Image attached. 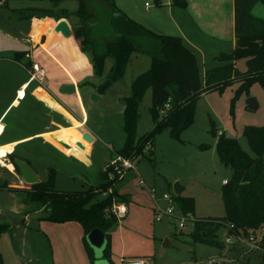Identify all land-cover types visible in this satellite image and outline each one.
I'll list each match as a JSON object with an SVG mask.
<instances>
[{
  "label": "rangeland",
  "instance_id": "1",
  "mask_svg": "<svg viewBox=\"0 0 264 264\" xmlns=\"http://www.w3.org/2000/svg\"><path fill=\"white\" fill-rule=\"evenodd\" d=\"M114 3L122 13L135 19V22L157 24L162 20L160 15L156 16L159 13L154 0H114ZM31 5L52 10L48 2L30 4L23 0H9L11 10L25 9ZM174 7L178 10V7ZM76 8V1H64L58 7L69 12H74ZM11 10L7 11L0 7V113L15 95L18 82L29 77L23 69L24 59L15 61L17 52L28 49L27 45L22 44V39L29 35L28 27H31L33 38L36 39L51 22L32 20L33 15L26 9L14 12ZM56 10L52 11L55 13ZM252 14L264 19V6L256 4ZM18 17L31 20L19 22ZM14 20H17V23ZM66 21L69 25H75L77 19L70 17ZM52 30L53 28L50 29L51 35ZM55 44L56 37L49 45L54 47ZM41 49L44 54L45 51L54 53L50 49ZM229 51L227 50V53ZM57 52H61L65 61L63 65L69 69L86 65L78 59L76 53L70 54L62 44ZM81 56L89 65L79 75V81L85 83L81 90L86 114L83 128L94 137L92 144L80 142L66 134L62 135V138L54 136L42 139L53 151H39L34 148L35 143L17 148L19 156L24 157L26 152L30 153L29 158L32 159L27 158L25 163L28 162L38 182L45 181L49 168H53L55 188L62 191H78L99 184L100 172L109 163L114 152L123 146L125 140L123 99L130 95L132 80L150 66L148 55L134 54L122 78L113 83L105 93L99 94L96 89L105 81V74L111 61L107 60L104 74L98 76L91 68L89 55L82 53ZM206 67H210L209 63ZM236 67L244 71L245 61H238ZM35 85L36 83H33L30 86L28 95L21 105L9 109L1 119L4 125L13 122L17 124L7 131L6 139L39 131L49 124L50 119L44 116L41 105L29 96ZM235 88V85H229L222 91H211L202 95L196 103L193 124L184 129L177 139L171 138L167 129L160 131L153 139L152 150L143 151L145 157L135 163L137 174L128 172L123 180L115 184L118 193L127 196L129 201L126 205L129 212L126 219L119 220L107 232L114 243V255L112 258L110 256L111 260L102 258V254L99 258V254L93 253V264H121L120 258L132 257H139L150 264L262 263L264 230L257 231L253 240L248 237L239 239L232 237L230 243L226 242L228 235L226 230H223L219 236L222 244L220 248L193 242L189 236L192 221H186L183 229L178 228L182 213L177 203L174 201V212L170 217L163 216L156 220V209L164 210L166 203L162 200H153L149 193V190H153L158 199L164 194L176 196L173 187L178 184L182 188L179 194L181 197L193 198L194 210L191 219L224 216L222 181H229L232 171L222 165L217 157L215 151L217 132L222 131L224 137L236 139L241 148L252 155L243 129L246 126L258 127L264 124V89L254 83L247 93H241L233 99ZM92 94L98 99L92 100ZM249 98L255 100V108L250 109L246 105ZM48 103L56 112L60 111L61 114L58 115L62 116L63 111L55 101L48 99ZM30 105L38 112L24 108ZM150 106L151 92L147 90L139 103L135 138L153 128ZM5 157V150L0 148V160ZM140 180L144 182L143 186L138 184ZM0 182H6L8 188L30 187L21 180L18 171L9 163L8 157L0 161ZM19 208L18 213L0 212V223L10 226L0 235V264H82L83 254L76 231L71 230L70 234L63 238L60 245L62 249L54 257V246L51 245L50 237L60 234L57 232L59 226L43 220L45 213L35 204L21 201ZM75 226L80 228L78 224Z\"/></svg>",
  "mask_w": 264,
  "mask_h": 264
},
{
  "label": "trees",
  "instance_id": "2",
  "mask_svg": "<svg viewBox=\"0 0 264 264\" xmlns=\"http://www.w3.org/2000/svg\"><path fill=\"white\" fill-rule=\"evenodd\" d=\"M27 1L48 2L52 10L57 9L64 1H76L77 8L74 12L66 9H58L55 13L50 9L26 10L37 18L77 19L76 24L71 25L72 36L79 42L81 52L89 55L94 73L102 76L107 60L111 61L105 81L96 89L99 94L105 93L113 83L122 78L134 54L149 56L148 70L132 80L130 95L123 99L125 140L115 153L125 158H144L146 143L151 142L153 147L155 135L162 130L167 129L170 137L177 139L184 129L193 124L196 103L208 92L222 91L226 86L235 85V99L239 94L247 93L254 83L264 89V19L252 14L256 4L264 6V0H233L234 48L230 53L215 56L219 65L206 70L203 75L195 54L184 45L180 37L158 34L145 28L122 13L114 0ZM154 3L160 5L159 0H154ZM171 4L186 7L185 0H171ZM41 36L46 41L50 38L48 25L36 42ZM24 55V52H17L15 61L22 60ZM76 55L86 63L83 56ZM240 60L245 61L244 71L236 67ZM24 67L29 70L31 64L25 61ZM147 90L151 92L149 111L153 128L135 138L138 107ZM165 105L168 107L164 108ZM160 111L162 112L159 113ZM243 135L252 155L244 151L236 139L226 138L224 134L217 138V157L222 165L232 171L231 179L222 186L221 191L224 216L192 218L189 236L193 242L220 248L222 244L219 236L223 230L229 236L241 238H249L257 231L264 230V124L244 127ZM7 157L17 171L14 158L26 161L16 153ZM110 172L111 168L107 164L100 172L97 186L78 191H62L55 188V170L49 168L47 179L29 188H8L6 182H0V193L9 191L16 194L23 203L37 205L45 213L42 219L50 223H78L83 230L84 242L89 232L100 230L105 236L102 258L110 261V237L107 232L118 222L110 209L113 204H125L129 201L126 195L115 189V184L121 180L117 176L110 179ZM172 197L183 215L193 216V198L180 195ZM9 227L8 224L0 223V235ZM86 249L93 263V252L87 243ZM261 264H264V259Z\"/></svg>",
  "mask_w": 264,
  "mask_h": 264
},
{
  "label": "crops",
  "instance_id": "3",
  "mask_svg": "<svg viewBox=\"0 0 264 264\" xmlns=\"http://www.w3.org/2000/svg\"><path fill=\"white\" fill-rule=\"evenodd\" d=\"M23 1L29 2L30 4L34 3L27 0ZM3 2L5 3L3 4ZM159 2L160 5H156L159 14L155 15L157 17H159L160 15L162 20H160V22L157 24L155 22L147 24L142 22L139 24L158 34L180 37L183 40L184 45L195 54L202 75L206 70L219 65V63L214 59L215 56L220 53H227V50H230V53L234 48L235 38L233 0H185L186 7H178V10H175V7L171 4V0H159ZM1 6H3L7 11L11 10V8L9 7V0H0V7ZM25 9L44 10L45 8H38L31 5L27 6ZM25 9H12L11 11H23ZM26 20H24V18L22 17H18L19 22H23ZM32 20L44 22L51 21L47 25L50 29H54V26L62 19L56 20L52 17H42L37 19V17L33 15ZM63 20L66 21V19ZM132 20L135 21V19L133 18ZM14 22L17 23V20H14ZM30 25L31 21L29 26ZM69 26L71 29V25ZM28 28L29 35L22 39V44L27 45L28 47V49L24 51L25 55L23 59L24 62L28 61L31 64V67L33 65H37L39 71L38 73H36L37 80H30V77H28L27 79H21L18 82V87L15 90V95L11 98L9 103L0 113V148H3L5 150L6 157L11 153L17 154V148L19 146L30 143H35L36 147L34 148L39 151H53V149L42 139H48L54 136L62 138V135L67 134L71 135L73 139H77L80 142L87 143V141L83 139V135L89 134L83 128L85 127L86 114L82 102L81 90L84 87L85 83L79 81V75L84 70H86L89 65L85 60L86 65L75 69H69L68 67L63 65L65 61L62 54H60L61 52H57L60 50L62 44V46L68 49L70 54L74 55L76 51L77 54L81 55L82 52L80 50L79 42L77 40H74V37L72 35L64 38L60 35V33L56 32H53L52 35L50 33V38L47 41L44 36H41V39L36 42L39 36L34 39L31 27ZM54 37H56V44L54 47H50L49 44ZM41 48L50 49L54 53L45 51L44 54ZM207 63H209L210 67H206ZM23 69L29 76L28 69H26L24 66ZM33 83H36V85L29 92V96L41 105L42 111H44V116L48 117L50 119V122L39 131L29 133L21 137L6 139L5 135L7 131L10 128H13V125L14 127H16L17 124L13 122L14 124L12 123L4 125L3 120L1 121V119L9 109L12 110L13 108L19 107L21 105L20 103L26 99L28 95L27 92ZM62 84L74 85L75 92L70 95L59 94L57 90L58 87ZM48 99L55 101V103L60 107L61 111H63V117L58 115L61 114L59 113L60 111L56 112L53 107H50ZM24 108L34 110V106L31 105L24 106ZM90 137L92 138V141L88 142V144H92L94 140L93 136L90 135ZM29 154L30 153L26 152L25 155H23L24 158L26 157V160L27 158H29ZM6 157L2 158L0 161H4ZM26 163L28 164V162ZM125 206L127 208L128 214L129 207L128 205H126V203ZM127 214L124 219L127 218ZM75 224L78 223L67 222L63 224H55L59 226L57 232H59L60 234L57 236L51 235L50 237V241L52 243L51 245L54 246V257L58 253V251L62 249H60V245H62L63 238L66 235L70 234L71 230H74L76 231L77 240L80 245L79 247L83 254L82 264H93L91 263V260L88 256L86 242H84L83 230L79 224L78 225L80 228H76ZM111 238L110 256L112 258V255H114V243L113 238ZM133 258L139 257H132L129 259ZM121 260H123V258H120L119 262H121Z\"/></svg>",
  "mask_w": 264,
  "mask_h": 264
},
{
  "label": "water",
  "instance_id": "4",
  "mask_svg": "<svg viewBox=\"0 0 264 264\" xmlns=\"http://www.w3.org/2000/svg\"><path fill=\"white\" fill-rule=\"evenodd\" d=\"M54 31L56 33H60V35L64 38H67L72 35L70 26L65 20H60L55 26ZM58 93L62 95H70L75 92V86L72 84H62L58 87ZM92 100H97L98 97L94 94L91 95ZM246 105L248 108L252 109L256 107L255 100L252 98H249L246 101ZM83 139L87 142H91L92 138L89 134H84ZM14 164L18 168L19 175L21 177V180L27 184V185H33L36 184L37 177L30 168V166L25 163L23 160L19 158H14L13 160ZM174 194L179 195L181 193V187L178 184H175L173 187ZM21 199L14 193L9 191H4L0 193V212H12V213H18L20 211L19 205H20ZM86 243L91 248L94 254L100 255L103 252L104 245H105V236L104 234L98 230H92L89 232L86 236ZM102 256V255H101Z\"/></svg>",
  "mask_w": 264,
  "mask_h": 264
},
{
  "label": "built area",
  "instance_id": "5",
  "mask_svg": "<svg viewBox=\"0 0 264 264\" xmlns=\"http://www.w3.org/2000/svg\"><path fill=\"white\" fill-rule=\"evenodd\" d=\"M38 67L37 65H33L31 67V69L28 70V74L30 77V80H37L36 78V73H38ZM168 105H165L164 108H167ZM162 111H160L159 113H161ZM223 135L222 131H218L217 132V136ZM152 150V144L151 142H147L144 148V151H151ZM137 159H130V158H125L123 156H120L118 154H116L114 152V155L112 156V158L110 159L108 165L111 168V172L109 173V178H113L114 176H117L118 179L123 180L128 172H131L133 174H137V170H136V163ZM139 185L143 186L144 182L142 180H140L138 182ZM222 184H226V181H223ZM150 193V197L153 200H162L166 203V208L164 210H161L159 208L156 209L155 211V219L156 220H160L163 216H168L170 217L171 214H173L174 212V199L171 196H168L166 194H164L160 199L156 198L154 191L153 190H149ZM111 214H113L116 219L122 220L125 218L126 214H127V208L125 206V204H113L111 209H110ZM193 219H191V216L189 215H181L180 218V222L178 224V228L179 229H183L185 227V222L186 221H192ZM233 239H239L240 237L238 236H227L226 238V242L230 243L231 240ZM254 235H250L249 239L253 240ZM121 264H150L147 263L146 261H144L143 259L140 258H133V259H123L121 260Z\"/></svg>",
  "mask_w": 264,
  "mask_h": 264
},
{
  "label": "flooded vegetation",
  "instance_id": "6",
  "mask_svg": "<svg viewBox=\"0 0 264 264\" xmlns=\"http://www.w3.org/2000/svg\"><path fill=\"white\" fill-rule=\"evenodd\" d=\"M9 160V159H8ZM9 163H10V160H9Z\"/></svg>",
  "mask_w": 264,
  "mask_h": 264
}]
</instances>
